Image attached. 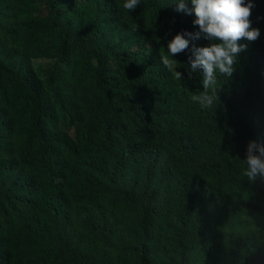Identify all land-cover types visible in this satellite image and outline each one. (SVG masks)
Masks as SVG:
<instances>
[{
    "label": "trees",
    "instance_id": "1",
    "mask_svg": "<svg viewBox=\"0 0 264 264\" xmlns=\"http://www.w3.org/2000/svg\"><path fill=\"white\" fill-rule=\"evenodd\" d=\"M124 2L0 0V264H264V179L242 175L264 145V0L214 110L188 63L212 42L173 57L182 80L160 61L194 13Z\"/></svg>",
    "mask_w": 264,
    "mask_h": 264
},
{
    "label": "clouds",
    "instance_id": "2",
    "mask_svg": "<svg viewBox=\"0 0 264 264\" xmlns=\"http://www.w3.org/2000/svg\"><path fill=\"white\" fill-rule=\"evenodd\" d=\"M176 0V11L195 15L193 24L198 31L177 33L167 44L166 54L160 53V61L176 80H182V73L175 71L180 63L174 56L187 51L190 41L201 37L208 40V46L197 47L193 44L192 55L188 59L189 76L198 69L202 72V91L192 95V101L201 110H214L218 103V91L221 83L218 76L230 78L236 70L237 57L247 49V45L238 41H255L259 38V29L252 27V0ZM141 4V0H125L123 8L128 12ZM136 30V27L133 31ZM187 37V38H186ZM242 175L250 182L258 176L264 179V145L250 141L243 161Z\"/></svg>",
    "mask_w": 264,
    "mask_h": 264
},
{
    "label": "rangeland",
    "instance_id": "3",
    "mask_svg": "<svg viewBox=\"0 0 264 264\" xmlns=\"http://www.w3.org/2000/svg\"><path fill=\"white\" fill-rule=\"evenodd\" d=\"M34 63H35V65L38 64V65L44 66L45 64L48 63V60H46V59H37V60L34 61Z\"/></svg>",
    "mask_w": 264,
    "mask_h": 264
}]
</instances>
